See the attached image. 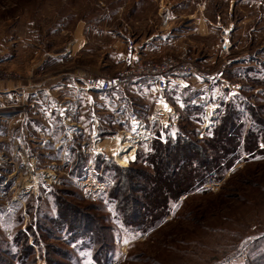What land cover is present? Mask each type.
Wrapping results in <instances>:
<instances>
[{
    "label": "rangeland",
    "instance_id": "374dc122",
    "mask_svg": "<svg viewBox=\"0 0 264 264\" xmlns=\"http://www.w3.org/2000/svg\"><path fill=\"white\" fill-rule=\"evenodd\" d=\"M81 27L86 38L109 44L111 56L118 41L187 33V47L154 60L190 54L218 74L187 77L189 84L165 92L137 80L139 88L132 82L99 101L78 83H46L67 64L42 58L71 48ZM118 64L111 57L105 75ZM233 112L236 127L219 136ZM258 124L264 0H0V264H264ZM128 141L136 149L127 166L144 176L126 204L131 184L120 183L123 196L112 197L121 177L114 164L122 166L113 148ZM188 168L193 183L180 191ZM155 183L167 195L156 209L145 198ZM152 209L164 213L152 219Z\"/></svg>",
    "mask_w": 264,
    "mask_h": 264
},
{
    "label": "crops",
    "instance_id": "0c3cea01",
    "mask_svg": "<svg viewBox=\"0 0 264 264\" xmlns=\"http://www.w3.org/2000/svg\"><path fill=\"white\" fill-rule=\"evenodd\" d=\"M83 27L77 29L76 37L73 39L71 48L68 50H64L55 54H45V57L42 59H46V56H50L58 61L59 64H67L64 68L57 73H53L54 75L50 78L51 80H46V83L57 84L60 86L68 85V83H81L82 80H85L89 77L94 76H103L107 74L111 69V57L119 62L117 66L124 67L131 61L135 60H154L158 59L157 56H160L165 53H174L182 51L184 47L189 45V38L187 37V33L179 34L178 36H172L166 38V32L160 34L159 32H152L148 35H142L140 39L134 42L133 46L118 41V47L115 50L116 54L110 53V45L109 44H99L95 43L93 39H89V36L85 37V32L82 30ZM165 36V37H162ZM43 60L40 61V63ZM56 74V75H55ZM61 81V82H60ZM131 87H140L142 85V81H134ZM207 84L206 82L200 83V85ZM36 85V84H34ZM39 85V84H38ZM69 87V86H68ZM130 86H126V89L122 88L121 94L128 93L127 90ZM29 89V87H27ZM84 92V91H83ZM93 98L96 96V100L98 99V94H111L115 95V91L109 92H99L93 91ZM95 95V96H94ZM87 99L90 96H85ZM128 97L127 94L123 96ZM70 99H75L74 96L70 95ZM114 98V97H113ZM112 98V99H113ZM115 99V98H114ZM119 100H123L122 98H118ZM95 105L97 108L99 105ZM118 100V101H119ZM90 101V98H89ZM93 104V101L90 102ZM102 112V111H101ZM108 112V111H107Z\"/></svg>",
    "mask_w": 264,
    "mask_h": 264
},
{
    "label": "built area",
    "instance_id": "2783aa9c",
    "mask_svg": "<svg viewBox=\"0 0 264 264\" xmlns=\"http://www.w3.org/2000/svg\"><path fill=\"white\" fill-rule=\"evenodd\" d=\"M217 74L199 63L192 55L183 53L180 56H167L160 60L131 61L113 75L83 80L78 83V88L88 93L109 92L134 81L147 79L154 83L157 91L165 92L171 83H184L187 77L215 78ZM186 83L189 84L188 80Z\"/></svg>",
    "mask_w": 264,
    "mask_h": 264
},
{
    "label": "trees",
    "instance_id": "16d2710c",
    "mask_svg": "<svg viewBox=\"0 0 264 264\" xmlns=\"http://www.w3.org/2000/svg\"><path fill=\"white\" fill-rule=\"evenodd\" d=\"M255 110H257V109H254V107H251V109L249 110L252 114H251V116H254V118H252L253 120H254V122H258V123H261L263 120V118L261 117V118H256V114H255ZM237 114H235V112H233V113H231V114H227L226 115V117H225V119L224 118H222V128H220V132H221V135H220V132H217L218 134H219V136H222V135H225L226 134V132L227 133H231V131L233 130V128L234 127H236V120H237V117H238V115L236 116ZM257 120V121H256ZM258 125H260V124H258ZM262 125H264V124H262ZM262 125H260V126H262ZM248 134H251V135H249V137L250 136H252V138H251V144H254V141L257 139V137H255L254 136V133H253V131H251L250 133H248ZM247 134V135H248ZM263 136L264 135V132H262L261 134H260V136ZM261 141H264V138L262 139V140H260L259 139V141L258 142H261ZM217 145L219 146L220 145V140H217ZM225 142L226 141H224V144L222 145V147H221V151L222 150H225L224 148H225ZM211 145V147H212V149L213 150H215V147H214V144L212 145L211 143H209V146ZM167 146H169V145H167ZM166 146V148L168 149V147ZM182 147H184V146H182ZM174 151H180V150H173V152ZM184 151L183 150H181L180 152H179V157H180V159L183 161L182 163L183 164H187V157L186 156H184ZM167 155H168V157H170V154L169 153H167ZM150 163H151V165H153L154 164V162L153 161H150ZM163 163V162H162ZM178 162H175V164H177ZM115 165V170H116V173L118 172L119 173V175H121V177L119 178V180L117 181V185L114 187V189H113V191L115 192L116 190H117V192H119V194H115V195H112V197L113 198H115L116 196H123V193H124V189H123V187H121L119 184L120 183H125V184H131V186H130V188H128V189H126L127 190V192L125 193V200L123 201L124 203H126V204H128L129 202H130V200H132V196L134 195L133 193H132V191H135V192H137L138 190H136L134 187H132V184H134L135 182H134V180H138V178H140L141 176H144L143 175V171L142 170H139L138 168H135L132 164L131 165H129V166H127V167H122V166H118V165H116V164H114ZM180 166V165H179ZM178 166V167H179ZM183 166V165H182ZM176 167V166H175ZM177 167V168H178ZM177 168H175V170L177 169ZM177 171V170H176ZM187 171H188V175H187V177H186V180H185V184H184V186L182 187V188H180L179 190L180 191H183V190H188V188H189V186H191V184L193 183V174H192V172H191V170L188 168L187 169ZM154 186H155V189H152V192H153V195H151V196H149L148 194L147 195H145V198H147V199H149V201H150V205L152 206V207H154L155 209L156 208H160L161 206H164V204H165V201H164V199L166 198L167 199V195L165 196L164 195V193L162 192V190L160 189L159 191H158V189H157V187H156V183L154 184ZM162 185H160V187H161ZM160 192V194H161V198H160V194H156V193H159ZM174 193V192H173ZM169 195V194H168ZM164 196V197H163ZM163 197V198H162ZM135 199V201H140V199L137 197V198H134ZM168 200H169V197H168ZM166 202H167V200H166ZM139 203H137V205H138ZM127 209H128V207H127ZM131 209H134V210H136L137 211V209L136 208H131ZM131 209H128L129 211L131 210ZM155 209H152V211H149L150 212V217L153 219V217L156 215V212H157V210L154 212V210ZM128 210H127V215H131V216H134V217H136V215L138 214V212H132V214H128ZM163 213H164V210H161L160 211V213H158L156 216H158L159 215V217L160 216H162L163 215ZM77 215V214H76ZM139 215V214H138ZM84 217V216H83ZM90 219V218H89ZM76 221H77V216H74L73 214H72V218H71V223L72 224H74V223H76ZM82 221H86V223H88V222H90V221H87V220H82ZM90 223H92V222H90ZM148 223H152V221L151 220H149L148 221ZM145 224H146V222H145Z\"/></svg>",
    "mask_w": 264,
    "mask_h": 264
},
{
    "label": "bare ground",
    "instance_id": "6f19581e",
    "mask_svg": "<svg viewBox=\"0 0 264 264\" xmlns=\"http://www.w3.org/2000/svg\"><path fill=\"white\" fill-rule=\"evenodd\" d=\"M117 147L113 148L117 161L122 166H127L128 162L134 159L136 146L133 142H125L123 144L116 143Z\"/></svg>",
    "mask_w": 264,
    "mask_h": 264
}]
</instances>
